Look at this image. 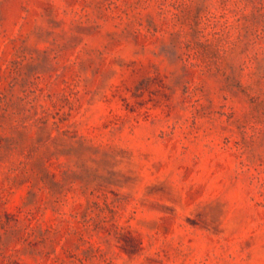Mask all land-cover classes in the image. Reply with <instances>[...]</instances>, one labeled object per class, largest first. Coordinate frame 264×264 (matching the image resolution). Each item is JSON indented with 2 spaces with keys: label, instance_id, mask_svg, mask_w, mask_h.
<instances>
[{
  "label": "rangeland",
  "instance_id": "obj_1",
  "mask_svg": "<svg viewBox=\"0 0 264 264\" xmlns=\"http://www.w3.org/2000/svg\"><path fill=\"white\" fill-rule=\"evenodd\" d=\"M0 264H264V0H0Z\"/></svg>",
  "mask_w": 264,
  "mask_h": 264
}]
</instances>
